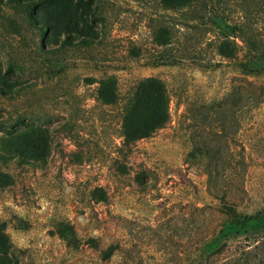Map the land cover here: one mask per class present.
Masks as SVG:
<instances>
[{
    "label": "rangeland",
    "instance_id": "obj_1",
    "mask_svg": "<svg viewBox=\"0 0 264 264\" xmlns=\"http://www.w3.org/2000/svg\"><path fill=\"white\" fill-rule=\"evenodd\" d=\"M169 1L0 0V264H188L224 194L264 209V77L217 50L239 0Z\"/></svg>",
    "mask_w": 264,
    "mask_h": 264
},
{
    "label": "trees",
    "instance_id": "obj_2",
    "mask_svg": "<svg viewBox=\"0 0 264 264\" xmlns=\"http://www.w3.org/2000/svg\"><path fill=\"white\" fill-rule=\"evenodd\" d=\"M17 1V0H14ZM200 0H178L177 7L188 3L195 4ZM165 5H169V0H163ZM244 15L242 21L230 23L233 27L231 31L232 37H237L243 43L240 51L242 55H238L239 49L236 41L225 37L219 41L217 45L218 53L229 60H238L239 70L245 76L264 77V34L255 32L250 20L254 16L251 9L263 10L264 0H239L238 2ZM260 14V13H259ZM150 78L141 80L142 85H150ZM260 93L250 96H241V106L247 105V99L253 102H262L264 98L261 95L264 92V85L260 87ZM162 91V89H160ZM163 106H166V95L160 92ZM239 204L236 202L235 194H224L222 197V205L218 208L224 214L225 219L220 228L212 232L209 238L199 241L196 245V254L189 260L188 264H264V248L261 249L259 255L257 249L260 245H255L251 249L244 247V242L249 241L255 243L262 241L264 243V209L247 214L239 211ZM60 234L68 239L70 246L78 247L79 239L70 224L59 222L57 224ZM259 256V257H258ZM258 260V262H257Z\"/></svg>",
    "mask_w": 264,
    "mask_h": 264
}]
</instances>
